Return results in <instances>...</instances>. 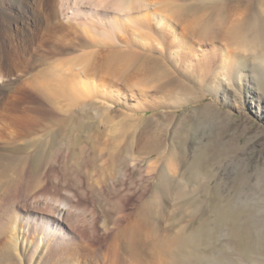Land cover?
<instances>
[{
    "label": "bare ground",
    "instance_id": "bare-ground-1",
    "mask_svg": "<svg viewBox=\"0 0 264 264\" xmlns=\"http://www.w3.org/2000/svg\"><path fill=\"white\" fill-rule=\"evenodd\" d=\"M165 1L20 0L17 7H0V82L18 77L41 33H51L59 18L65 24L52 32L80 27L100 45L115 40L127 46L97 51L90 40H80V48L56 46V56L76 53L51 64L52 70L74 67L72 75L52 76L44 87L53 102L63 97L68 103L57 128L36 133L40 126L17 122L14 112L33 104L35 97L0 105V146L16 151L0 152V264H240L225 249L208 259L209 249H221L227 219L238 205L233 199L241 194L226 199L221 183L210 186L216 157L202 139L209 121L218 122L223 113L212 110V104H199L210 82L217 84L219 96L221 89L226 91V78H248L240 72L239 52L226 45L234 43L238 51L254 56L264 47V23L250 24L251 0H229L212 7L216 18L210 27L196 31L191 25L201 6L169 9ZM240 4H246L242 16L248 19L228 26L233 12L242 10ZM207 41L213 43L209 48L202 45ZM97 101L122 123L85 126V144L69 152L72 164L89 168L85 178L68 181L53 166H43L45 152L70 136L73 120ZM191 103L196 111L186 107ZM33 109L39 123L55 114ZM92 190L119 204L111 223L94 205Z\"/></svg>",
    "mask_w": 264,
    "mask_h": 264
},
{
    "label": "rangeland",
    "instance_id": "rangeland-1",
    "mask_svg": "<svg viewBox=\"0 0 264 264\" xmlns=\"http://www.w3.org/2000/svg\"><path fill=\"white\" fill-rule=\"evenodd\" d=\"M228 1L229 0H166L165 2L167 4L164 3V6L167 8L171 7L172 9L179 8L181 6H201V11L195 15L196 18L194 17L192 23L193 25H191L192 28H195L196 31H199L205 27V25L206 27H210L214 22L212 21L216 18L213 11L214 6H219L220 4ZM251 1L255 8L252 16H249L250 24H253L256 21L258 24L262 25L264 23V0ZM4 3L9 5L15 4L17 7L20 4V0H0V7ZM240 5H242L240 8L242 10L233 12L235 13V16L232 14L233 17H230L227 20L228 26L236 23L237 20L238 23L239 20H242V18L244 21L248 19L246 18L247 16H242L244 12L243 8L245 9L246 4ZM205 6L208 8V10L207 8H204ZM236 16L238 18H236ZM61 23H64L61 18L55 20L52 23V26L55 27L52 31H56V29L58 30L59 28L56 27H58ZM208 23H210V26ZM250 28L251 26H249V29H246V33L251 32L252 28ZM52 31L51 33L46 31L41 33L40 41L32 48L30 58H27L28 60L26 59V63L24 64L25 66L23 65L21 67V71L18 73L17 78H15L12 82H0V105H2L4 102H6L7 105H11L14 100L17 101L21 99L24 100V102H27L28 100L26 99L29 97L36 98L33 104L27 105L28 103H26V107L24 106V109L22 108L20 111H18V114L14 112L15 116L18 115L16 118L17 122L20 121L19 123H23L26 126H40L36 127L38 130H36V133L40 131H43L42 133H44L45 131L53 129L54 127L57 128L62 123V119L64 118V116L61 114V111L66 109L68 104L63 97L59 98L61 100H59V103L56 104L50 99L51 96L49 95L51 94H47L44 88L52 76L55 77L54 79H57L60 75L70 76L72 75L71 73L75 71L74 67L70 68V70L68 69L69 71L67 69L52 70L54 63L65 62L76 54L72 53L56 56L54 54L56 46H59L62 43H67L72 44L71 47L74 45L79 47L81 43L80 40L87 43H89L88 40H90L93 41L91 44H93V48H96L97 51H109L127 48V46H125L126 44L121 45L115 40L111 41V44L109 45H100L99 43L94 42V40L90 39L88 36H85L80 27H66L60 32ZM252 34L253 33L251 32L247 37L251 38ZM212 44L213 43L211 41L202 43L205 48L211 47ZM236 46L237 45L234 43L226 45L229 51L234 52L236 49V51L239 52L237 54V59L240 63V72H243L244 75H248V78H244L242 82L234 78L232 79V77L229 79L226 78L224 84L226 91L224 93V91L221 89L219 96L215 91L217 84L215 83L214 85L210 82L208 87L205 89L206 96L199 104L201 107L204 104H212V110H220L221 114L223 113L220 120H218L219 124L217 121H213V119H209L211 123L208 120L209 125L207 127L205 137H203V139L206 138V140L202 139V142L204 141L203 143H207V145L210 146L211 153H214V156L216 157L215 159L213 157V160H211L212 169L214 170V166L216 168V171L214 170L216 172V176L210 181V186H213L217 182L221 183L223 187V196L226 199L227 197L230 198L234 193L238 192L241 194L240 199H233L235 202L238 201V205L234 209V213L227 219L226 228L223 230L222 236L220 238V241L223 242L221 247H219L221 249H219V251H217V247H214L212 250L209 249L208 259H210L211 254L213 256L216 253L220 254L222 249H225V251L229 253V256L234 257L233 255L235 253L236 259H238V263L240 264H264V64L260 62L262 60L260 57L264 58V47H260L261 49L251 57V53L238 51ZM66 47L69 48L67 45ZM132 47L134 48L135 45H132ZM81 48L83 49L85 47L81 46ZM260 63L262 64V68ZM46 70H49V72H46ZM246 83L248 84L247 87L249 89H245L244 85H246ZM118 84L120 85V83ZM241 84L243 86H241ZM241 87L243 88L241 89ZM196 88L198 89L201 87L196 86ZM200 90L201 89H199V91ZM11 96L13 97L11 98ZM129 96L130 94L127 95L128 99L130 98ZM176 96L180 98V96L183 95L176 94ZM169 102L171 106H173L175 103L173 100H170ZM104 104L106 106H112L113 111L121 110L120 106L114 105L112 102H105ZM101 105L102 102L97 101L96 105H90L87 110L80 112V114L72 122L73 133L66 137L61 142V144L49 147L46 150L43 158L44 167L53 166L56 171L62 173L64 178L68 181H72L80 177L85 178L84 173L89 167L85 163H80L79 165L75 163L72 164L70 157L73 156V152L72 150L69 152V149L76 150L80 145L85 144V136L87 132V130H85L86 125L92 124L94 126H101V129H103L105 127L104 125L112 126L122 123V119L120 117H117L115 113H112L110 110L104 108L105 106L102 107ZM192 105L193 104L191 103L186 105V107H190V109L192 108L191 110L196 111L197 108L192 107ZM33 108L50 109L54 111L55 114L46 119V121L43 123H39L36 115L33 113ZM184 108L185 107L179 108V113H182ZM111 114L114 115V118L111 117ZM148 115H150V113H148ZM103 119H105V121ZM210 127L213 128L211 129ZM208 134L209 137L207 136ZM210 134H212L211 137ZM219 135H221V137ZM176 136L177 134L175 133L173 137ZM173 137L172 135L168 134L166 139L172 141ZM214 140L215 142L217 140L220 141H217L218 145L225 146H221L218 150V146L215 142H213ZM12 151L16 152L14 150H5L3 146H0V152L12 153ZM136 178L137 175L134 176V179ZM119 179L120 177H118V180ZM109 192H111V190H109ZM89 196L94 201V205L101 213H105L107 218L110 219L109 223H111V218L114 217V215L119 210V204L117 202L109 201L104 197L101 198L95 190L89 192ZM199 196L201 198V195ZM187 220L188 219H185L183 223L184 225L188 223ZM252 231L254 234L250 233ZM209 243L211 245L212 240H210ZM161 263L165 264V260H163ZM206 264H211V261L208 260Z\"/></svg>",
    "mask_w": 264,
    "mask_h": 264
}]
</instances>
